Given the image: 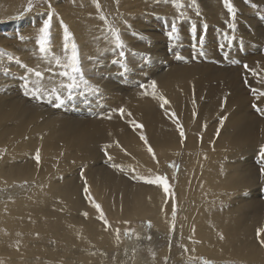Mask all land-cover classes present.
Returning <instances> with one entry per match:
<instances>
[{
    "label": "bare ground",
    "instance_id": "6f19581e",
    "mask_svg": "<svg viewBox=\"0 0 264 264\" xmlns=\"http://www.w3.org/2000/svg\"><path fill=\"white\" fill-rule=\"evenodd\" d=\"M27 1L9 4L21 12ZM50 1L46 53L36 42L48 18L47 11L39 10L49 7L36 5L31 16L0 23V38L14 40L7 49L19 56V73L24 75L21 81L10 77L9 90L0 88V264H126L133 255V264H264V233L257 238V230L264 229V178L259 171L264 158H257L264 146V96L257 98L264 91V48H255L264 30L254 28L259 20L248 24L254 18L245 16L238 27L228 28L232 19L225 13V21L209 28L204 24L202 30L197 20L192 26L198 24L201 31L189 37L195 28L179 21L180 12L168 13L177 10L179 0H137L124 12L116 11L122 5L118 0H60L61 7L58 0ZM204 1L213 12H227L223 0H199L203 11ZM256 2L264 5V0ZM236 6L243 3L237 0ZM241 13H252V8ZM160 18L168 25L161 50L165 46L173 49L171 54H189L190 47L181 46L190 41L202 51L157 68L155 61L168 58L146 27ZM64 24L82 54L84 78L98 90L81 85L72 100L63 89L53 91L68 82L59 76L65 69L55 64L57 57L66 63L70 55L62 41ZM170 24L179 27L172 41ZM113 28L123 49L115 47ZM1 45L0 70L7 62L12 65L10 51ZM201 55L213 63L201 65ZM27 68L42 73L39 99H23L24 84L31 89L37 80ZM148 71L152 78L140 80ZM121 72L130 82L140 81L115 88L112 80ZM2 74L0 85L8 82ZM56 95L65 98L64 106H54ZM160 97L168 101L163 107ZM253 104L262 111L250 112ZM254 147L260 160L256 166L248 157ZM169 160L182 167L175 186L169 184L173 176L167 171L165 193L162 185L145 181L162 178L160 171ZM139 220L146 223L124 240L123 232Z\"/></svg>",
    "mask_w": 264,
    "mask_h": 264
},
{
    "label": "rangeland",
    "instance_id": "374dc122",
    "mask_svg": "<svg viewBox=\"0 0 264 264\" xmlns=\"http://www.w3.org/2000/svg\"><path fill=\"white\" fill-rule=\"evenodd\" d=\"M6 1V2H5ZM59 1L60 0H58L57 2H56V5H59L60 4V7L63 5L62 3H59ZM69 0H66V2H68ZM190 1H191V3H190ZM242 3H243V7L242 8H237V6H236V2H237V0H229V2L230 3H232V5H233V7H234V10H235V13L234 14H229L228 12H225V11H221V10H219V8L216 10V11H211V8H210V6H209V3L208 2H206V1H204V4H205V6H206V10H201V9H199V7H198V5L197 4H199L200 5V2H199V0H197L196 2H195V5H194V7L195 8H193V7H189V5L190 4H192V0H179L178 2H177V4L175 5V6H177V5H182V7H177V10H173V11H169L168 13H171V12H173V13H178V12H180V13H184V15L183 16H181V18H179V21H183V22H185V23H189L190 24V26H192L193 24H195L196 22H197V20H198V22H199V25H200V27H201V30H202V27H203V25L204 24H207L208 25V28H209V25H212V27L215 25L214 23H219V21L218 20H220L221 22H223V21H225V19H227V17H226V15H225V13H227L228 14V19L230 18V19H232V22H231V27H230V25L228 26V28H233V27H238L241 23H243L244 22V20L246 19V17L245 16H251V17H253L254 18V21H250V20H248L247 22H248V24H254V23H256L258 20V25H255L254 26V28L256 29V30H259V29H262V30H264V5L263 4H257V2H256V0H240ZM5 2V3H4ZM28 3H29V0L27 1ZM31 2H32V4L34 5L33 6V8H35V6L36 5H45V7H48L49 5H47V3L49 2V3H51V1L50 0H31ZM93 2L95 3L96 2V0H93ZM118 2L120 3V4H122L120 7H119V9H116V11H119V12H124V11H126V10H128L129 9V7L131 8L135 3H137L138 1L137 0H122V1H119L118 0ZM126 2H129L130 4L129 5H126ZM0 3H1V5H0V23L1 24H3V23H6V21L7 20H13V21H18L19 19H21V17H25L30 11H28V12H25L24 11V9L28 6V3H27V5L26 6H24V8H23V10L21 11V12H17V9H14V8H11L10 7V4H9V0H0ZM2 3H4V4H2ZM203 4V3H202ZM128 6V7H127ZM57 7V6H56ZM126 7L128 8V9H126ZM248 7H251L252 8V13H241V12H243V11H246L247 9H248ZM4 8V9H3ZM32 8V9H33ZM97 8V7H96ZM10 10H12V13H10ZM144 10H148L147 8H144ZM190 10H193L194 11V13L193 14H190L191 12H190ZM40 12H42V11H44V12H48L49 11V9L48 10H44V9H40L39 10ZM61 11H63V7L60 9V13H62ZM203 11V12H202ZM46 12V13H47ZM97 12H98V10H97ZM128 12H130V13H135L136 12V10H129ZM8 13V14H7ZM85 13V12H84ZM99 13V12H98ZM157 13H163V12H157ZM197 13H199V14H197ZM34 14H37V13H34ZM10 15V16H9ZM22 15H24V16H22ZM29 15V14H28ZM29 16H31V15H29ZM190 16V17H189ZM195 17H197L196 19H195ZM5 18V19H4ZM10 18V19H9ZM13 18V19H12ZM33 19V18H32ZM155 20H156V18H154ZM189 20V21H188ZM160 21H161V23H160ZM160 21H158L155 25H153L152 23L150 24V26H148V27H146V30L148 31V32H150V33H153L154 35H155V39H154V43H155V45H157L158 47V49H159V51L162 53V52H164L163 53V55H164V57H166L167 56V60L164 62V63H166V64H164V63H162V62H159V61H155V60H153V61H155V63H156V65H157V68H159V67H161V65L163 64L164 66H167V64H168V62L169 61H172L173 59H179V60H189L190 58H192V57H195V55L197 54V52H200V51H202V48L200 47V46H195V45H191V44H189V42H185V43H182V48H189L190 47V52H189V54H186V53H183V54H180V55H175V54H171L172 52H173V49H171V48H169V50L165 47V46H163V48H162V50L159 48L160 47V45L162 44V43H167L166 41V27H165V25H166V23H165V19L164 18H160ZM31 22V21H30ZM59 22V21H58ZM62 22V21H61ZM64 23V22H63ZM167 27H168V25H166ZM173 26V24H170L169 25V30H171V27ZM192 27H194L195 29H193V31L191 30V32H188V34H189V37H191L192 35L194 36L195 34H194V32L195 31H197V29L199 30V31H201L200 29H199V27H198V24H196V25H194V26H192ZM191 27V28H192ZM211 27V28H212ZM50 28V27H49ZM65 28L67 29V27H66V25L64 24V31H65ZM176 29H179V27H176ZM16 33H17V31L18 30H14ZM176 33L178 34V30H176ZM5 34H10V35H14V33H5ZM70 34V33H69ZM71 35V34H70ZM182 36H184L183 34H182ZM259 41H257L256 42V46H255V48H264V31H262L261 33H260V36H259ZM169 40H173V38L172 39H169ZM191 40V39H190ZM63 43H64V45L67 43V45H68V48L66 49L67 50V52L69 53V54H71V45L74 43V41H73V37L71 36V39L69 40V41H66V43H65V40H64V36H63ZM188 41V40H187ZM129 42H131V41H129ZM0 43L1 44H4V46H5V50H7V51H10L9 52V54H10V56H11V58H12V65H9V62H7V66L5 67V68H2L1 70H0V72H3V76H5V77H7V83H5V84H2V85H0V88H2V90L3 91H6V90H9L10 89V77L12 78V79H14V80H16V81H21V80H23L24 79V75H20V73H19V70H22V66H18L17 65V63H16V61L17 60H19V56L17 57L16 55L14 56V52H13V49H7V48H10L11 46H12V44H9V43H14V40H12V39H9V38H0ZM0 44V50L2 49V45ZM36 45H37V47H39V44H38V40H37V42H36ZM190 45V46H189ZM47 47V50L50 48V46H49V44L46 46ZM4 50V49H3ZM2 51V50H1ZM132 52H133V50H131ZM194 52V53H193ZM246 51H244V53H245ZM44 53H46V52H44ZM13 55V56H12ZM166 55V56H165ZM82 56V54H79L78 55V58L79 57H81ZM202 57H200V59H201V61H202V63H201V65H206V63H213V58H206V57H204L203 55H201ZM170 58H172L171 60H170ZM206 60V61H205ZM223 60V62L225 63V64H227V65H229V63L231 62L230 61V59H222ZM20 61V60H19ZM117 62V65L119 64V62L120 63H122L121 61H116ZM150 64H153V62L152 63H150ZM22 65V64H21ZM246 65V64H245ZM119 66V65H118ZM140 66V67H139ZM243 66H244V64H243ZM242 67V66H241ZM140 68H142L141 67V65H138V71H140L139 69ZM157 68H155V70L157 69ZM151 72V73H150ZM121 73H123L122 75H120ZM120 74H118L117 76L118 77H120V78H118V77H114L113 78V82H115L116 84L114 85V87L115 88H118V89H125V87H126V85H127V87H131L132 86V84H133V82H134V84L135 83H137V82H139L141 79H149V77L150 76H153L154 74H152V71H148V72H146V74H145V76L144 77H142V78H140V80H135V81H133V82H130L131 81V79H130V77H129V75H127V74H125L124 72H121ZM139 73H141V72H139ZM142 74V73H141ZM120 75V76H119ZM125 75V76H124ZM148 75V76H147ZM150 75V76H149ZM157 75V74H156ZM102 76H104V75H102ZM108 76H112V75H108ZM113 76H115V75H113ZM121 78H122V80H121ZM125 78V79H124ZM128 78V79H127ZM150 78H152V77H150ZM118 80H119V82H118ZM127 80V81H126ZM2 81V76L0 75V82ZM124 82H125V84L126 83H128V84H124ZM23 83V82H22ZM22 83L21 82H16L15 83V85H19V86H21L22 85ZM117 84L119 85V86H117ZM125 86H123V85ZM133 84V85H134ZM110 87H112V85H110ZM12 90L14 89V87L13 88H11ZM112 89H114V88H112ZM119 92H121V91H119ZM22 96H23V99L24 100H27L28 98H26V96H25V94L24 93H22ZM29 96V95H28ZM30 97H32V96H30ZM96 102V104H97V102H98V104H101V105H103L104 107H105V104L104 103H101L102 101L101 100H96L95 101ZM89 103H91L92 104V102L90 101ZM94 104V103H93ZM95 105V104H94ZM62 106H64V105H62ZM249 109V111L250 112H254V113H256L257 114V110L256 109H254L253 108V106L252 107H250V108H248ZM256 112H255V111ZM73 110L70 108V110H69V112H72ZM74 112H77V110H75L74 109ZM90 112V114L92 113V112H94V109H91V110H89L88 111V113ZM96 112H97V110H96ZM256 148L254 147V149H252V155L251 154H249L248 155V157L249 158H252L253 160H252V163L256 166L257 164H258V162L257 161H260L259 159L257 160V158H259L260 156V154H256L257 155V158L255 157L256 155H254V153H256ZM262 158V157H261ZM257 160V161H256ZM169 162V163H168ZM168 162H166L165 163V166H163V168L161 169V171H160V173H161V175H162V178L163 179H165L164 177L166 176V178H167V171H170V173H171V175L173 176V181H171V182H169V181H165V183L167 184V182H169V184H171V185H176V176L178 175L177 173H179V169H181L180 167H182V165H181V163L179 162V161H177V160H169ZM173 162V163H172ZM256 163V164H255ZM166 165H168V166H166ZM180 165V166H179ZM166 168V169H165ZM167 168H169V169H167ZM172 171H171V170ZM174 174V175H173ZM127 177V176H126ZM129 178V177H128ZM138 179V178H137ZM166 180V179H165ZM168 180V179H167ZM174 183V184H173ZM22 185H24L23 184V182H22ZM174 185V186H175ZM172 213H173V211H172ZM174 215V216H173ZM176 215H177V209L175 210V214H172V217H175L176 218ZM143 222V223H142ZM146 223V221L145 220H139L138 222H137V224H134V225H132L131 226V224H129V226H128V228H126V230L123 232V234H125V235H127L126 237H123V239L124 240H131L130 239V237L133 235V233H135V231H136V228L138 227V226H144V224ZM137 226V227H136ZM130 227H132V229H130ZM134 227V228H133ZM134 229V230H133ZM133 231V232H132ZM127 233V234H126ZM132 238V237H131ZM132 257H134V255L132 256ZM132 257H129L128 258V260L126 261V264H133V261H134V258H132ZM112 258L113 257H109V260H111L112 261ZM106 259V258H105ZM104 259V260H105ZM226 264H239L238 262L237 263H234L233 261H226Z\"/></svg>",
    "mask_w": 264,
    "mask_h": 264
},
{
    "label": "snow or ice",
    "instance_id": "6c2138e0",
    "mask_svg": "<svg viewBox=\"0 0 264 264\" xmlns=\"http://www.w3.org/2000/svg\"><path fill=\"white\" fill-rule=\"evenodd\" d=\"M223 3H224V6L227 9V12L229 14H234L235 10H234V7H233L232 3H230L229 0H223ZM194 5H195V0H192V4H190L189 7H194ZM48 7H49V11L47 12V17L48 18L43 22V26L39 30L40 31V36H39V39H38V44H39V51L41 53H44V52L47 51V47L46 46L49 43V41H48L49 27H50V22H51L52 17H53V13L50 10L51 9V5L49 4ZM97 7H99V5H97ZM177 7L178 8L182 7V5H177ZM32 8H33V4L31 2V0H29L28 6L24 9V11L25 12L31 11ZM197 14H199V13H197ZM180 15L183 16L184 13H180ZM100 19L101 20H105V17L101 16ZM230 27H231V25H230ZM176 30H177L176 26L173 25L171 27V31L168 33V38L169 39L173 38V34L176 33ZM111 34L114 37L115 47L123 49V47L125 45L123 44L119 34L117 33V31L114 28L111 29ZM70 39H71V35L69 34L67 29L65 28L64 40L65 41H69ZM200 42L203 43V37H200ZM64 48L65 49L68 48L67 43L64 45ZM119 54H120V56H123L124 52L121 51ZM9 58L12 59L11 57H9ZM16 63H17L18 66H22L23 67V65H21V62L19 60H17ZM55 64L57 66H61V67H63L65 69L64 71L59 73V76L67 78L68 82L67 83H63L62 82L59 85V89H53V91H59L60 89L65 90V96H66L67 100H72L74 98V93L78 89H81V85H84L86 88H88L89 91H98L97 89L91 88V86L89 85L88 80H86L84 78L82 70H81V67H80V61H79V58H78L77 46L74 43L71 45V54L66 57V63H62L61 58L57 57L55 59ZM245 68H247V65H245ZM26 70L29 73H32L37 78V80L35 81V85L36 86L34 88H31V89L29 88L28 83L24 84V88H25L24 94L26 96L31 95V96L36 97L37 99H39V94L42 91V88L40 86V80L42 79V73L40 71H34L33 72V70L31 68H27ZM253 74L255 75L256 73H253ZM140 87L143 89V88H145V85L141 84ZM151 87L153 89V94H155L156 85H155L154 81L151 83ZM253 93H254V95H257L255 90H253ZM83 94H85V93L81 90V95H83ZM262 96H264V91L259 92L258 95H257V98L262 97ZM160 99L163 101V103L161 104V107H163L164 104L168 103V101L165 100L163 97H160ZM64 103H65V98L62 97L61 95H56V97H55V105L54 106L59 108L62 105H64ZM253 108L256 109L258 112L262 111L260 108L257 107L256 104H253ZM119 112L121 114H123L124 109H119ZM108 118H110V117H108ZM135 127L139 128V127H142V126L137 124V125H135ZM178 130L180 131L181 137H183V135H184L183 130L180 129L179 126H178ZM140 139L141 140H145V137L141 136ZM148 151L151 153L152 149L148 148ZM259 153H260V156L262 158H264V146L260 147ZM34 159L36 160L37 164H39V162H40L39 150H37ZM109 159H111V157H109ZM259 171H260V176L262 178H264V164L261 165ZM82 178H83V176H82ZM145 183H148V184H160V185H162L164 187L165 193L168 192V185L165 183L164 179L161 178V177H157L155 180H146ZM84 191H85V193L88 192V188H87V183L86 182H85ZM87 198L91 199L90 197H87ZM93 207L96 208L97 212L101 211L100 210V206L98 204H94L93 203ZM173 213H175V205H173ZM100 219L101 220L104 219L102 212H101V215H100ZM261 233H264V229H258L257 230V238L258 239L260 238ZM221 239H223L222 236H221ZM261 246L264 247V240H261ZM204 264H207V262H204Z\"/></svg>",
    "mask_w": 264,
    "mask_h": 264
}]
</instances>
